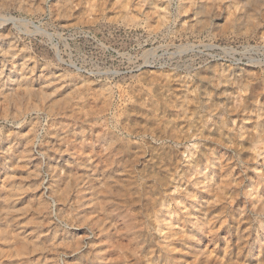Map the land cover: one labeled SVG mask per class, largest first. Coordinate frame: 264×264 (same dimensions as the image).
I'll return each mask as SVG.
<instances>
[{"label": "rangeland", "instance_id": "obj_1", "mask_svg": "<svg viewBox=\"0 0 264 264\" xmlns=\"http://www.w3.org/2000/svg\"><path fill=\"white\" fill-rule=\"evenodd\" d=\"M0 264H264V0H0Z\"/></svg>", "mask_w": 264, "mask_h": 264}]
</instances>
